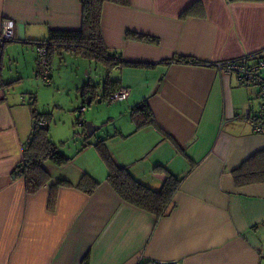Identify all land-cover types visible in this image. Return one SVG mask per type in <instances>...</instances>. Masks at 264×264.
Here are the masks:
<instances>
[{"label":"crops","instance_id":"0c3cea01","mask_svg":"<svg viewBox=\"0 0 264 264\" xmlns=\"http://www.w3.org/2000/svg\"><path fill=\"white\" fill-rule=\"evenodd\" d=\"M5 19L15 22V38L0 61V264H264V183L238 186L234 179L264 150V132L247 119L260 100L254 86L219 68L264 55V0H105V44L128 64L55 50L79 63L75 101L57 112L75 107L79 93L80 115L91 106L94 124L112 126L103 141L119 166L154 190L168 175L182 179L160 218L115 190L97 143H82L65 164L44 162L50 180L27 191L17 167L33 132L30 104L37 108V43L52 30H80L83 8L81 0H0V31ZM5 63L14 70L5 72ZM98 64L106 74L95 85ZM108 80L129 89L128 99L104 96ZM25 82L29 94L17 90ZM87 85L97 90L92 101L82 96ZM145 103L150 116L140 127L132 113ZM46 114L50 132L54 115ZM85 177L98 183L91 193L78 187ZM59 180L70 184L56 186Z\"/></svg>","mask_w":264,"mask_h":264},{"label":"trees","instance_id":"16d2710c","mask_svg":"<svg viewBox=\"0 0 264 264\" xmlns=\"http://www.w3.org/2000/svg\"><path fill=\"white\" fill-rule=\"evenodd\" d=\"M111 1L124 5L128 3V0ZM104 2L105 0H81L83 20L80 30L51 31L50 40L43 41L50 49V58L57 47L63 46L86 57L101 60L111 65L128 64V62L119 60L117 55L110 54L105 44L101 31ZM138 38L152 41L147 36H139ZM179 61L191 62L188 59H179ZM194 62L199 63L192 60V63ZM119 88L117 81L108 80L104 86L106 92L104 96L111 98V94ZM96 95L97 90L93 85H87L82 89V96L87 98L88 101H92ZM30 105L34 120L33 132L26 144L23 160L17 167V174L25 177L26 189L28 192L33 193L45 186L50 180V175L44 168V162L51 160L62 165L69 162L70 158L51 139L48 126L50 114L38 112L34 101ZM149 112V104L145 103L140 108H134L132 118L142 127L146 123L144 119L150 116ZM44 120L47 122L46 125L41 124ZM78 124L83 126L84 122L80 120ZM96 146L109 167L108 180L121 197L129 203L155 214L158 218L170 212L174 205L175 194L181 185V178L168 175L162 188L154 190L137 181L126 168L119 166L114 161L103 140L97 142ZM234 179L238 186L264 183V150L256 153L241 168L235 171ZM69 184L67 180H59L55 185ZM97 184L89 177H85L78 187L91 193Z\"/></svg>","mask_w":264,"mask_h":264},{"label":"rangeland","instance_id":"374dc122","mask_svg":"<svg viewBox=\"0 0 264 264\" xmlns=\"http://www.w3.org/2000/svg\"><path fill=\"white\" fill-rule=\"evenodd\" d=\"M54 54L55 52H53L54 61H52L51 64V71L53 74L52 81L47 83L39 76L41 81L39 91L35 90V92H37L38 99L37 109L41 113L50 112L54 115L53 120L50 122L49 134L56 142V144H58L60 150L66 155L70 156L76 152V148H79L82 143H97L98 141L103 140L107 136L108 132H110L112 126L108 125V123H105L102 126L101 124H95L97 126H101V129L96 131L93 136H88L87 122H94V119L91 120L88 118L92 107H87L89 113L85 112L84 115H80L82 100L80 99L79 93L76 95V97L78 98L76 99L78 100V103L75 107L72 106V109L65 107L66 109H63L61 114L57 112V105L65 104L67 106H71V103L75 101V93L73 92V90L77 88V85L75 83L77 79H74L77 77L75 73H77V71L79 70V63L76 60L75 56L63 53V58H61L58 54H55V56ZM5 66L7 67L5 72H9L10 70H14L15 68L12 65L6 63ZM57 67L60 68V73L58 74L55 73V71L58 70ZM92 72H95V75L92 77V83H94L95 85H97L98 82H100V78L102 79V77L106 74L105 67L101 64L93 66ZM59 76H62L61 79ZM27 84L28 83L25 82L23 86L17 87V90L27 92L29 94L30 91H26ZM257 91L258 90L256 88L255 97H257ZM27 93H25V95H22V97H32L31 94L27 95ZM69 94L72 95L71 99L69 97ZM29 103L30 101L28 99L25 103L27 104L28 110L30 109ZM118 103L114 102L111 105L112 107H114ZM94 105L97 104L95 103ZM94 113H96V111L92 110L91 114ZM80 120L84 122L83 126H80L78 124Z\"/></svg>","mask_w":264,"mask_h":264},{"label":"built area","instance_id":"2783aa9c","mask_svg":"<svg viewBox=\"0 0 264 264\" xmlns=\"http://www.w3.org/2000/svg\"><path fill=\"white\" fill-rule=\"evenodd\" d=\"M15 38V22L12 19H5L2 22L0 31V61L3 55L4 46ZM37 69L38 75L47 83L51 82V59L50 49L44 42L37 43ZM255 58V62L251 60ZM219 68L230 74H235L238 80L244 85H251L257 88V99L260 100V105L254 116L249 112L247 115L248 121L258 133L264 132V55L257 57L250 56L237 60L225 61L219 63ZM129 89L119 88L111 94V100L120 102L128 99ZM25 100V98H24ZM86 107L80 109L83 113ZM46 125L44 120L41 123ZM145 264H174L172 262L148 261Z\"/></svg>","mask_w":264,"mask_h":264},{"label":"water","instance_id":"95a60500","mask_svg":"<svg viewBox=\"0 0 264 264\" xmlns=\"http://www.w3.org/2000/svg\"><path fill=\"white\" fill-rule=\"evenodd\" d=\"M101 126H97L92 122H87V134H88V136H93L96 133V131L101 129Z\"/></svg>","mask_w":264,"mask_h":264}]
</instances>
